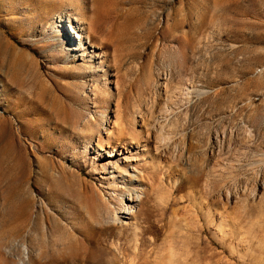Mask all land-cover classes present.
Here are the masks:
<instances>
[{"label":"rangeland","instance_id":"1","mask_svg":"<svg viewBox=\"0 0 264 264\" xmlns=\"http://www.w3.org/2000/svg\"><path fill=\"white\" fill-rule=\"evenodd\" d=\"M0 264H264V0H0Z\"/></svg>","mask_w":264,"mask_h":264},{"label":"bare ground","instance_id":"2","mask_svg":"<svg viewBox=\"0 0 264 264\" xmlns=\"http://www.w3.org/2000/svg\"><path fill=\"white\" fill-rule=\"evenodd\" d=\"M111 134L112 133L110 131L109 140L111 139ZM113 178H114V180L119 178L120 180H124V181H130V180L132 181L133 179H138V175H137L136 170H134L133 174H130V173L122 171L121 169H117L113 173ZM142 195H143V193L140 192L139 196H137V197H141ZM131 200H132V198H131ZM132 201H134V199ZM127 211H130V212L128 213ZM132 213H133V208H126V212H125L126 215H131Z\"/></svg>","mask_w":264,"mask_h":264}]
</instances>
